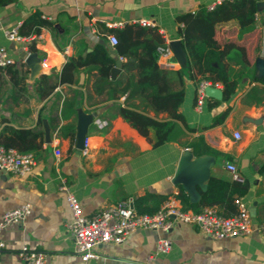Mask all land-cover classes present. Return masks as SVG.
Listing matches in <instances>:
<instances>
[{"label": "crops", "instance_id": "1", "mask_svg": "<svg viewBox=\"0 0 264 264\" xmlns=\"http://www.w3.org/2000/svg\"><path fill=\"white\" fill-rule=\"evenodd\" d=\"M220 1L8 0L0 4V45L24 73L27 85L23 98L14 102L8 97L12 88L8 74L0 70L5 81L0 87V129L9 124L42 131L37 139L41 147L35 152L36 165L30 172L19 175L0 169V218L9 208L24 202L31 204L28 215L0 229V239L4 241L0 264H33L19 257L23 245L43 251V264H264V237L259 232V226L264 224V0H257L255 22L248 28L241 30L236 19L215 25V39L221 47L229 46L224 60L229 77L236 81V88L227 99L223 98L222 83L216 82L209 85L220 89L221 96L205 95L202 104H197L200 75L191 72L183 43L185 54L181 61L173 49L169 57L162 56L157 48L143 54L142 45L153 44L145 36L132 40L131 56L139 63L130 72L135 80L152 73V66L157 65L168 70V74L156 75L153 80L184 88L178 107L182 114L178 122L184 134L177 139L152 146L117 111L118 106L131 103L148 105L140 97L125 100L126 94L107 98L105 90L94 88L99 75L96 66L78 67L73 81L58 83L46 98H40L35 91L39 74L57 78L68 59L84 55L99 43L105 45L115 63L120 60L118 72L111 76L120 78L127 57L118 54L108 39L110 34L115 35L111 29L146 18L154 22L163 44L174 39L182 42L183 24L177 16L195 12L200 6L214 7ZM34 11L52 25L23 35L24 39H10L7 32L18 28ZM65 99L73 100L74 105L63 107ZM79 109L95 114L87 127V154L77 152L75 146ZM147 113L159 119L168 117L167 112L155 113L151 108H147ZM55 115L58 118L52 119ZM97 119L105 124L98 126ZM45 124L49 128L48 142ZM68 124L73 126V134L68 128V132L63 130ZM235 132H239V138ZM200 137L210 150L206 154L214 157L210 176L230 179L226 164L231 162L243 177L247 189L240 198L250 212L251 231L244 236L214 238L195 223H175L167 230L139 227L121 243L97 245V256L82 260L68 229L71 211L60 189L62 182L77 197L82 213L88 217L124 200L131 201L136 209L138 206L153 212L169 195L179 198L181 188L187 194L172 179L181 152L185 148L193 150L191 144ZM56 149L59 155L55 154ZM199 190L201 198L204 190ZM206 206L217 209L216 205H204L199 211ZM160 237L171 239L167 252L156 250Z\"/></svg>", "mask_w": 264, "mask_h": 264}, {"label": "trees", "instance_id": "2", "mask_svg": "<svg viewBox=\"0 0 264 264\" xmlns=\"http://www.w3.org/2000/svg\"><path fill=\"white\" fill-rule=\"evenodd\" d=\"M7 1L0 0V4ZM257 10V0H221L212 9L200 6L195 12H185L177 16V20L183 24L181 28L182 43L189 59L191 72L200 75L199 82L203 80L212 84L221 82L224 99H227L234 92L236 81L229 77L228 66L224 60L228 54L229 46L221 47L215 39V25L217 22L236 19L240 29H246L255 22ZM44 25L51 26L52 23L42 18L38 11H34L22 21L17 32L21 36L29 35L32 32L37 33L40 27ZM111 30L117 37L115 43L117 53L127 57V60L122 64L123 73L120 78L111 77V68L115 63L114 58L109 56L105 45L99 43L84 55L68 59L63 64L57 78H53L51 74H39L35 79V91L38 96L40 98L48 97L58 83L73 81L75 70L78 67L93 65L96 66L99 74L95 80L94 88L101 92L105 90L107 98H118L120 95L126 94L125 100L140 97L148 105L140 106L139 103H131L129 106H118L117 111L125 121L149 139L152 146L182 136L184 130L178 122L182 118V114L178 107L184 97L183 86L173 88L163 79V85L159 84L157 80H153L156 75L163 74L166 76L168 74V70L160 69L157 65L152 66V73L143 74L137 80L132 74L130 75L134 67L139 65L138 62L133 61V56H131L133 51L132 40L145 36L147 39H151L153 44L151 47L143 44L142 48L145 49L143 54L146 53V50L147 53L150 50L155 51L157 46L163 44L164 41L156 26H142L139 23H132L123 28ZM2 69L8 74V80L12 87L8 97L16 102L23 98L27 92L26 77L13 63L0 68V70ZM4 83L5 81L0 77V87ZM74 103L73 100L65 99L63 107L73 106ZM147 108H151L155 113L167 112L168 117L159 119L151 116L147 113ZM57 118L58 116L55 115L52 119ZM66 128L70 129L73 134L72 125L63 126V130ZM41 134L42 131L33 128H16L5 124L0 129V144L5 147H14L21 152H32L36 157L35 152L41 147V142L37 139ZM191 145L195 156L210 151L201 137L199 141H195ZM231 178L210 176L207 188L201 191V198L196 203H192L181 188L178 196L182 202V207L199 211L201 206L216 205L217 211L221 214L236 213L238 208L235 199L246 191L247 185L244 179ZM136 207L140 212H147L138 206Z\"/></svg>", "mask_w": 264, "mask_h": 264}, {"label": "built area", "instance_id": "3", "mask_svg": "<svg viewBox=\"0 0 264 264\" xmlns=\"http://www.w3.org/2000/svg\"><path fill=\"white\" fill-rule=\"evenodd\" d=\"M210 5L208 8H212ZM137 22L143 26H155L150 19L139 18ZM120 25V23H117ZM10 39H24L12 28L7 32ZM108 39L111 43L117 42V37L110 34ZM157 51L165 57L172 54L170 42L157 46ZM13 63L8 50L0 45V68ZM170 64V63H169ZM43 65H46L43 62ZM208 81H201L197 88V104L201 105L206 95L205 86ZM98 126H103L104 121L96 120ZM239 132L235 137L239 138ZM89 137L86 135L83 141L82 154L88 153ZM59 155V150H55ZM36 157L32 152H21L14 147H5L0 144V169L14 174L23 175L32 170L36 165ZM226 168L234 179L243 180L234 163H227ZM64 191L65 198L71 211V218L68 222V229L74 240L75 251L81 255L82 260H88L97 256L95 248L97 245L107 242L121 243L128 233L136 228H152L167 230L175 223H195L206 234L214 238L237 237L247 235L251 231V215L240 197L235 199L237 212L231 215H224L213 206H206L200 211L184 209L176 195H169L154 212H140L129 200L118 201L114 204L97 211L92 216H85L82 213L81 205L74 193L65 182L60 185ZM31 212L29 202L21 203L18 206L5 210L0 218V229L19 221ZM259 232L264 237V224L259 226ZM171 247V239L160 237L157 242L158 252H167ZM4 248V241L0 239V251ZM19 257L33 264H43L45 254L40 250H30L23 245L19 251Z\"/></svg>", "mask_w": 264, "mask_h": 264}, {"label": "water", "instance_id": "4", "mask_svg": "<svg viewBox=\"0 0 264 264\" xmlns=\"http://www.w3.org/2000/svg\"><path fill=\"white\" fill-rule=\"evenodd\" d=\"M170 46L174 54L181 61L184 60L185 50L182 47L181 40L174 39L170 41ZM33 56L31 53L28 60ZM120 60H116L115 66L111 69V76L114 77L120 68ZM205 93L209 96H221V90L212 86H205ZM95 114L85 113L78 110V121L76 125V143L77 152L83 148V141L87 133V127ZM45 139L48 142L49 128L45 124ZM214 164V157L211 154L194 156L192 150L185 148L181 152L177 170L173 176V183L180 184L187 192L191 202H197L200 198V190L207 188V181L210 177V167Z\"/></svg>", "mask_w": 264, "mask_h": 264}]
</instances>
